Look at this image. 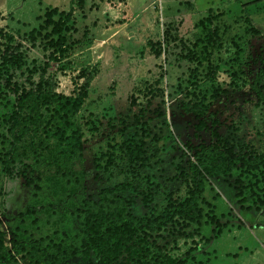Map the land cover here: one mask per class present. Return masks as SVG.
<instances>
[{
    "label": "rangeland",
    "instance_id": "1",
    "mask_svg": "<svg viewBox=\"0 0 264 264\" xmlns=\"http://www.w3.org/2000/svg\"><path fill=\"white\" fill-rule=\"evenodd\" d=\"M250 2L193 0L192 6L188 0L164 6L152 0L128 16L125 0H84L82 11L73 5L64 33L65 53L48 62L45 76L56 93L69 95L73 83L82 82L74 78L78 71L92 74L73 119L83 140L82 161L72 169L77 183L66 185L44 174L25 187L21 179L5 176L0 165V229L6 249L11 236L69 241L78 232L74 210L83 199L95 200L103 188L122 184L120 195L136 217L156 216L167 204L183 200L187 148L210 139L208 131L195 132L197 120L181 109L185 102L207 105L217 134L234 151L263 152L264 104L256 101L248 83L257 67L254 60L264 51V0ZM52 8L66 13L70 1L0 0V28L24 39L30 30L37 31L43 13ZM209 8L219 17L204 27L197 25ZM210 30L212 39L201 41ZM43 34L41 30L33 46L22 42L27 66L46 62L49 50L42 47ZM213 65L219 80L209 76ZM261 84L264 92V80ZM4 134L0 123V157L7 148ZM134 145L140 152L130 156L126 148ZM263 193L264 170H236L211 180L200 209L220 225L218 235L214 224H204L203 218L188 225L177 221L132 244L116 264H171L186 253L187 263L193 257V264H264V207L256 204Z\"/></svg>",
    "mask_w": 264,
    "mask_h": 264
},
{
    "label": "trees",
    "instance_id": "2",
    "mask_svg": "<svg viewBox=\"0 0 264 264\" xmlns=\"http://www.w3.org/2000/svg\"><path fill=\"white\" fill-rule=\"evenodd\" d=\"M69 1L70 8L66 13L57 12L55 8L45 11L37 31L30 30L24 39L16 40L0 28V101H3L0 123L5 133L1 140L7 147L1 154L0 165L5 176L21 179L25 187L31 185L33 180L39 182L44 174L58 177L66 185L77 183L72 169L75 163L82 161L83 140L73 119L86 99L92 74L85 70L78 71L74 78L82 82L78 85L73 83L69 95L56 93L52 81L45 76L48 62H56L65 53L64 33L69 29L67 25L73 5L78 11H82L84 5V0ZM256 1L259 0L250 3ZM212 13L210 8L207 9L197 25H209L220 15L219 12ZM55 15L58 17L54 21L52 18ZM41 30H44L41 35L44 41L42 47L49 50L46 62L42 66H27L22 42L25 40L33 46ZM213 31H208L201 41L212 39ZM53 36L55 39H52ZM254 63L257 67L248 89L258 103L264 104L261 84L264 80V51ZM209 76L212 80L221 79L217 66H211ZM227 77L236 78L234 74H227ZM213 93L217 97V87ZM181 109L184 114L197 120L195 132L208 131L210 137L207 144L199 143L187 148V190L183 200L167 204L156 216L136 217L129 213V202L120 195L124 189L122 184L103 188L95 200L80 201L74 210L78 232L65 243L11 236L9 248L6 249L4 233L0 229V264H14L17 260L25 264H67L74 261L116 264L132 244L158 235L177 221L188 225L200 223L203 218L204 224H214L215 234L218 235L220 225L213 215L204 216L200 209L205 185L211 180L225 178L236 170L244 173L264 170V150L257 152L251 148H239L234 151L217 134L216 120L207 112V105L185 102L181 104ZM126 151L130 156L140 152L135 145L127 147ZM94 169L98 170L99 165L96 164ZM33 188L37 190L36 185ZM256 204L264 207V193ZM188 255L186 253L185 259L171 264H193V257L188 258L191 263H187Z\"/></svg>",
    "mask_w": 264,
    "mask_h": 264
},
{
    "label": "crops",
    "instance_id": "3",
    "mask_svg": "<svg viewBox=\"0 0 264 264\" xmlns=\"http://www.w3.org/2000/svg\"><path fill=\"white\" fill-rule=\"evenodd\" d=\"M161 3H163L164 6L167 4H174L177 5L180 1L187 2L188 0H159ZM191 4L193 3V0H190ZM152 3V0H125V15H134L136 12L140 11L142 8H145L147 4ZM167 3V4H166ZM193 6V4H192Z\"/></svg>",
    "mask_w": 264,
    "mask_h": 264
}]
</instances>
